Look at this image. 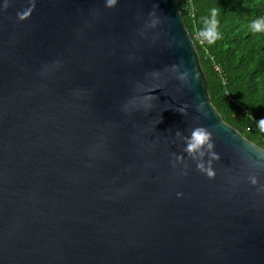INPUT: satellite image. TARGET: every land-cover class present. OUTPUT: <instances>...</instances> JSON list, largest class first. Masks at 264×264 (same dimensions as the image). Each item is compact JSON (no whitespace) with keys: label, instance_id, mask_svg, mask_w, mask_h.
I'll use <instances>...</instances> for the list:
<instances>
[{"label":"water","instance_id":"water-1","mask_svg":"<svg viewBox=\"0 0 264 264\" xmlns=\"http://www.w3.org/2000/svg\"><path fill=\"white\" fill-rule=\"evenodd\" d=\"M5 2L0 264H264V150L213 104L178 1ZM198 126L214 179L183 151Z\"/></svg>","mask_w":264,"mask_h":264},{"label":"trees","instance_id":"trees-1","mask_svg":"<svg viewBox=\"0 0 264 264\" xmlns=\"http://www.w3.org/2000/svg\"><path fill=\"white\" fill-rule=\"evenodd\" d=\"M177 1L198 49L213 104L226 124L264 150L258 123L264 118V35L250 28L252 21L264 17V0ZM214 8L221 38L214 44L202 43L199 33Z\"/></svg>","mask_w":264,"mask_h":264},{"label":"clouds","instance_id":"clouds-1","mask_svg":"<svg viewBox=\"0 0 264 264\" xmlns=\"http://www.w3.org/2000/svg\"><path fill=\"white\" fill-rule=\"evenodd\" d=\"M117 5V0H106V6L109 8H113ZM5 8L8 7V2L6 0ZM36 7V0H30V6L17 13L18 19L20 21H24L28 19ZM217 9H212L210 18H205L204 25L205 27L200 31L199 36L202 40V42H207L208 44H214L216 40L221 38V34L218 31V21H217ZM152 15H155V13H152ZM157 23H159L158 20L152 21V26H155ZM250 28L253 33L262 34L264 35V17L258 18L250 23ZM219 68L215 65V69L217 70ZM220 69V68H219ZM174 70L178 71V68L174 66ZM221 73L220 71H217ZM155 75H158L156 73ZM196 78L198 79V73L196 75ZM179 79L181 81H188L189 79V73L185 71L184 73L180 74ZM153 89L149 90L150 92ZM155 99H158L157 96L154 95H146L142 97L143 104L145 107H151V102ZM189 106L186 104L183 107L179 108L177 111L182 113L183 115H187V108ZM197 110L200 112H203L204 115H207L206 112H204V104L201 102L197 106ZM259 128L261 132H264V118L259 120ZM178 137L182 135V133L177 132L176 134ZM183 139L185 141L186 147L183 149L185 153H187L188 157H190L192 160L196 161V167L197 170L203 174H206L208 178L214 179L216 177V171L213 167L214 161H219L221 159L220 155L214 151L215 143L213 140V133L208 128L203 126H198L193 129H190V136L185 137L183 136ZM175 161H183L184 157L182 155H177L176 153H172ZM207 155L209 158L207 160V163L204 161V157ZM260 159H264V156H261ZM187 174V173H185ZM249 180L251 184L257 185L259 183L257 177L255 175H252L249 177ZM261 191H264V187H261ZM178 196H183V193H178Z\"/></svg>","mask_w":264,"mask_h":264},{"label":"built area","instance_id":"built-area-1","mask_svg":"<svg viewBox=\"0 0 264 264\" xmlns=\"http://www.w3.org/2000/svg\"><path fill=\"white\" fill-rule=\"evenodd\" d=\"M190 3H193V0H190ZM192 15H194V10L192 9ZM203 43V42H202ZM217 71H220L219 68H217Z\"/></svg>","mask_w":264,"mask_h":264}]
</instances>
